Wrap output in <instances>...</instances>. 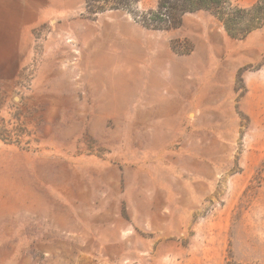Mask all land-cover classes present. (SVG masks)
<instances>
[{
	"label": "rangeland",
	"instance_id": "374dc122",
	"mask_svg": "<svg viewBox=\"0 0 264 264\" xmlns=\"http://www.w3.org/2000/svg\"><path fill=\"white\" fill-rule=\"evenodd\" d=\"M30 13L28 70L0 68V264H264V27Z\"/></svg>",
	"mask_w": 264,
	"mask_h": 264
},
{
	"label": "trees",
	"instance_id": "16d2710c",
	"mask_svg": "<svg viewBox=\"0 0 264 264\" xmlns=\"http://www.w3.org/2000/svg\"><path fill=\"white\" fill-rule=\"evenodd\" d=\"M144 0H84L88 13L124 11L147 29L166 31L180 28L188 13L207 11L219 19L229 36L244 39L264 27V0L242 6L234 0H157L155 6Z\"/></svg>",
	"mask_w": 264,
	"mask_h": 264
},
{
	"label": "crops",
	"instance_id": "0c3cea01",
	"mask_svg": "<svg viewBox=\"0 0 264 264\" xmlns=\"http://www.w3.org/2000/svg\"><path fill=\"white\" fill-rule=\"evenodd\" d=\"M30 0H0V68L28 70L30 59Z\"/></svg>",
	"mask_w": 264,
	"mask_h": 264
}]
</instances>
